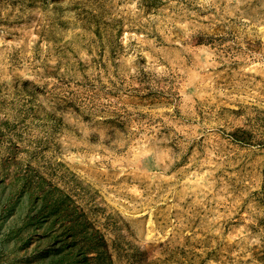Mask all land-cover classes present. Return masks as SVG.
Returning <instances> with one entry per match:
<instances>
[{
  "label": "rangeland",
  "instance_id": "374dc122",
  "mask_svg": "<svg viewBox=\"0 0 264 264\" xmlns=\"http://www.w3.org/2000/svg\"><path fill=\"white\" fill-rule=\"evenodd\" d=\"M0 264H264V0H0Z\"/></svg>",
  "mask_w": 264,
  "mask_h": 264
}]
</instances>
